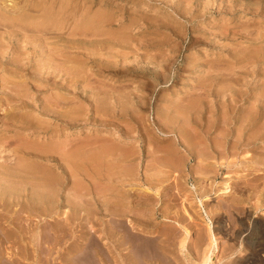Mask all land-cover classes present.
<instances>
[{
    "label": "rangeland",
    "instance_id": "374dc122",
    "mask_svg": "<svg viewBox=\"0 0 264 264\" xmlns=\"http://www.w3.org/2000/svg\"><path fill=\"white\" fill-rule=\"evenodd\" d=\"M0 1L4 7L18 4L19 10L27 9L25 16L32 15L35 20L30 18L28 23L38 25L45 17L49 18L45 27L52 31L41 35L38 30H29L27 35L20 27L23 24L0 29V51L3 54L0 81L4 79L0 83L4 85L0 86V141L4 139L5 144L0 152L6 151L2 156L11 169L20 162L24 167L23 186L19 190L21 202L13 203L9 196L1 199L3 194L0 193V264H135V260L137 264H203L205 253L210 249L213 250L210 252L211 264H264V139L258 141L264 135V0ZM46 12H51L54 17L46 16ZM12 15L16 17L19 13L13 12ZM45 27L40 30H46ZM18 29H23L20 35L25 37L14 46L10 36ZM73 32L84 34V37H73L70 41L87 49L86 58L76 52L65 53L62 58L51 57L53 62L57 61L52 67H71L81 77L64 76L54 70H51V76L32 75L47 64L44 63L47 60L45 55L55 48L54 42H64L69 38L67 34ZM42 42L48 47L45 53L42 52ZM15 55L21 57L26 69L16 74V78L10 67ZM214 75L219 77L217 83L216 79L215 83L210 80V77H216ZM212 82L215 85H211ZM202 85L208 90L204 87L205 91ZM60 95L68 100L59 102L62 106L56 101ZM201 96L203 100H199ZM90 99L93 102L86 105ZM105 101H109V106ZM101 102H105L106 107ZM184 102L194 103L191 110L195 111L190 110L191 103L190 112H187L188 107L183 109ZM73 107L82 108V116L86 117L77 119V122L66 121V124L57 120L61 111ZM198 107L203 113L197 110ZM49 108L53 111L52 116L56 113L55 120L52 116H45ZM173 109H177V115ZM186 112L189 116L183 118L181 114ZM256 115L260 116L257 127L253 126L251 131L240 135L242 120ZM178 116H181L180 120ZM184 126L186 136H192L188 137L192 141L189 143H194L189 146L194 150L197 147L196 153H192L193 150L183 141L186 138L180 135ZM223 142L227 145L226 157H216L213 152L215 156L204 157L209 161L202 160V152H206L208 144ZM237 142L238 152L232 151L231 147ZM23 143L24 147L37 146L42 151L56 146V150L66 153L78 149L84 158L79 153L74 157L66 154L67 163L71 160L78 166L65 167L66 171L61 172L57 162L62 164L64 159L61 160L60 156L50 164L41 163L43 160L30 162L28 158H22V154L19 160L13 157L11 151ZM115 149L118 152L115 153ZM171 150L175 153L172 154L173 161L167 155L169 151L171 155ZM176 151L180 158L176 157ZM104 153L113 156L106 158ZM121 153H127V158L121 159ZM116 158H120V165L114 163L118 162ZM166 158L167 162L164 161ZM82 160L84 165L87 164L84 167L79 165ZM90 160L98 161V167ZM227 188H231L228 193ZM56 195L59 196L57 199ZM126 226L128 232L133 234L132 231H136L133 236L139 237L143 245L153 247V253L142 258L134 256L124 236ZM160 248L162 250L158 251Z\"/></svg>",
    "mask_w": 264,
    "mask_h": 264
},
{
    "label": "bare ground",
    "instance_id": "6f19581e",
    "mask_svg": "<svg viewBox=\"0 0 264 264\" xmlns=\"http://www.w3.org/2000/svg\"><path fill=\"white\" fill-rule=\"evenodd\" d=\"M3 1V0H2ZM11 1V0H10ZM12 1H14V0H12ZM40 1V0H39ZM64 1V0H63ZM68 2V1H67ZM24 3V2H23ZM62 3V2H61ZM3 2H1L0 1V29L1 28H3V29H6L7 30V28H10L11 27V25L13 26V27H15L17 24H23L22 26H20L21 28H23L22 30H23V33L24 34H27V32H29V30L30 31H33V30H38L39 31V34H41V35H48L50 32H52V31H50V30H47L46 29V25H48L47 24V22L49 21V18L48 19H46V17H45V20H43V22H41V23H39L38 25H37V23H32V22H30V23H28V20H30V18L32 17V15H31V17L30 16H25L26 15V11H27V9L26 10H19V8L17 7V5L15 4L13 7H8V6H6V7H4L3 6ZM6 4V3H5ZM20 4V3H19ZM44 6V5H43ZM52 6H53V3H52ZM69 6V5H68ZM66 7V6H65ZM52 8V7H51ZM23 9V8H22ZM53 9V8H52ZM31 11V10H30ZM69 11V10H68ZM13 12L14 13H19V15L18 16H14V15H12L13 14ZM40 13H41V11H39ZM76 12V11H75ZM52 13L50 12V13H47L46 12V16L48 15H50L51 17H54V16H52L51 15ZM43 15V14H42ZM69 15V14H68ZM44 16H45V14H44ZM96 16V15H95ZM68 17V16H67ZM70 17V16H69ZM82 17V16H81ZM40 18V17H39ZM38 18V19H39ZM65 18V17H64ZM95 18V17H94ZM93 18V19H94ZM32 19V18H31ZM43 19V18H42ZM53 19V18H52ZM67 19V18H66ZM82 19V18H81ZM50 20H51V18H50ZM84 20V19H83ZM110 20V19H109ZM32 21H35L34 19H32ZM64 21H65V19H64ZM102 22V21H101ZM51 23V22H50ZM80 23V22H79ZM87 23V22H86ZM100 23V22H99ZM69 24V23H68ZM102 24V23H101ZM19 25H18V27H19ZM78 25V24H77ZM76 26V25H75ZM105 26H106V24H105ZM19 27V28H20ZM40 27H45V29L46 30H40ZM48 27V26H47ZM50 27V26H49ZM56 27V26H55ZM64 27V26H63ZM65 27H67V26H65ZM84 27V26H83ZM51 28V27H50ZM60 28V27H59ZM96 28V27H95ZM44 29V28H43ZM66 29V31H67V28H65ZM87 29V28H86ZM22 30H19L18 29V32L16 31L15 33H13L10 37V39L13 41L14 40V42H15V45L14 46H17V44H18V42L20 41L19 39L21 38V37H25V35L24 34H22V36L20 35L22 32ZM70 30V29H69ZM90 30V29H89ZM64 31V30H63ZM74 31V30H73ZM77 31H78V29H77ZM85 31V30H84ZM68 32V31H67ZM70 32V31H69ZM80 32V31H79ZM94 32V31H93ZM28 35V34H27ZM67 35H69V38L68 39H66V40H64V42L62 41H60L58 44L57 43H55L54 42V44H56L54 47V49H52V50H48V52H49V54H44L45 56H47V60H46V62H44V63H47L46 65L44 64V67L42 66L41 67V69H39L38 68V70L36 69L35 70V72H34V74H32V75H38L39 74V76H42V77H44L46 74L47 75H52L53 73L51 72V70H54V72L56 73V71H58V73L59 74H64V76H73L72 78H75L76 77V79H77V76L76 75H79V72L77 71V70H73V68H69L68 66V68L66 67H64V69L63 68H61V69H59V67L58 66H56L55 67V65L52 67V65L53 64H55V62H56V64H57V61L55 60V62H53L52 61V59H51V57H54V58H56V57H60V58H62V55L64 54V56H65V53H69V52H76V54L77 53H79L80 55V57H82L83 59L84 58H86V50L87 49H84V48H82L81 46H79V44H73V43H71V41H73V40H71L70 41V38H72L73 39V37L74 38H76V37H78V36H81V37H84V34L81 32V33H79L78 34V32H73L72 34L71 33H69V34H67ZM67 35H66V38H67ZM106 35V34H105ZM107 36V35H106ZM86 37V36H85ZM41 38H42V36H41ZM89 38V37H88ZM32 39V38H31ZM114 39V38H113ZM112 39V40H113ZM120 39V38H119ZM19 40V41H18ZM110 40V39H109ZM70 41V42H69ZM84 41V40H83ZM33 42V41H32ZM35 42V41H34ZM74 42V41H73ZM77 43V42H76ZM39 44V43H38ZM42 44H43V42H42ZM19 45V44H18ZM44 45V46H43ZM41 47L43 48L42 49V52L43 53H45V51L47 52V46H45V44H43ZM129 45V44H128ZM12 47H14L13 46V44L11 45ZM104 48V47H103ZM102 48V49H103ZM13 49V48H12ZM92 49V48H91ZM0 50H1V38H0ZM100 50V49H99ZM108 51V50H107ZM135 51V50H134ZM2 51H0V59L2 58V53H1ZM15 53L17 52V51H14ZM13 52V53H14ZM34 52V51H33ZM89 52V51H88ZM122 52V51H121ZM126 52V51H125ZM42 53V54H43ZM118 53V52H117ZM17 54V53H16ZM25 54V53H24ZM27 54V53H26ZM21 55V54H20ZM29 55V54H28ZM68 55H70V54H68ZM72 55V54H71ZM70 55V56H71ZM91 55V54H90ZM125 55V54H124ZM127 55V54H126ZM41 56V55H40ZM76 57L77 55H73V57ZM93 56V55H92ZM11 57V56H10ZM18 56H16L15 55V58H12L11 60H12V63H11V65H10V67L12 68V70L13 71H11V72H14V78H16V74H19V73H23L24 71H26V69H25V66H24V63L22 64V62L20 61L21 60V57H18ZM67 58H69V57H67ZM59 59V58H58ZM104 59V58H103ZM65 60V59H64ZM70 60V59H69ZM73 60V59H72ZM125 60V59H124ZM22 61H24V60H22ZM68 61V60H67ZM1 62V61H0ZM71 62V61H70ZM73 62V61H72ZM78 62V61H77ZM42 63V62H41ZM81 63V62H80ZM40 64V63H39ZM76 64V63H75ZM79 64V63H78ZM28 65V64H27ZM59 65V64H58ZM66 65V64H65ZM64 65V66H65ZM115 66V65H114ZM158 66V65H157ZM63 67V66H62ZM73 67V66H72ZM222 67V66H221ZM54 68V69H53ZM59 70H58V69ZM75 68V67H74ZM63 69V70H62ZM103 69V68H102ZM157 69V68H156ZM166 69V68H165ZM10 70V69H9ZM100 70V69H99ZM167 70V69H166ZM233 70V69H232ZM45 71V72H44ZM81 71V70H80ZM165 72V71H164ZM81 73V72H80ZM85 73V72H84ZM83 73V74H84ZM161 73V72H160ZM224 73V72H223ZM9 74V73H8ZM218 74V73H217ZM29 75H31V73L29 74ZM82 75V74H81ZM221 75V74H220ZM227 75V74H226ZM24 76V75H23ZM60 76V75H59ZM80 76V75H79ZM214 76H216V75H214ZM13 77V76H12ZM18 77V76H17ZM62 77V76H61ZM81 77V76H80ZM85 77V76H84ZM222 77V76H221ZM235 77V76H234ZM19 78V77H18ZM41 78V77H40ZM69 78V77H68ZM169 78V77H168ZM213 78V77H212ZM211 77H210V80H212V81H214V83H215V79H216V83H217V78H219L218 76H216V77H214L213 79H212ZM227 78H229V77H227ZM237 78V77H236ZM44 79H48V78H43V80ZM223 79V78H222ZM231 79V78H230ZM6 80V79H5ZM15 80V79H14ZM69 80V79H68ZM81 80V79H80ZM4 81V79L2 78L1 79V81H0V83L1 82H3ZM17 81H18V79H17ZM67 81V80H66ZM74 81V80H73ZM221 81V80H220ZM21 82H22V80H21ZM75 82V81H74ZM74 82H73V84H74ZM207 82V81H206ZM208 82H211V81H208ZM25 83V82H24ZM23 83V84H24ZM30 82L28 81V83H27V85L29 84ZM151 83V82H150ZM213 82L211 83V85L213 84V85H215ZM3 84V83H2ZM20 84H22V83H20ZM31 84V83H30ZM76 84V83H75ZM203 85L205 84V82L204 83H202ZM25 85V84H24ZM202 85V87H203V89H204V87L206 88V86H203ZM0 86H4V85H0ZM23 86V85H22ZM29 86V85H28ZM38 87H41V86H39V85H37ZM208 86H210V83H208ZM34 87H36V86H34ZM202 87H201V89H202ZM24 88V87H23ZM200 88V87H199ZM4 89H6V88H4ZM207 89V88H206ZM206 89H204L205 91H206ZM36 90V89H35ZM197 90H198V88H197ZM200 90V89H199ZM208 90V89H207ZM210 90V89H209ZM213 90V89H212ZM29 92H31V91H29ZM208 92V91H207ZM208 93H210V91L208 92ZM199 94H201V91L199 92ZM202 94H203V91H202ZM205 94H207V93H205ZM57 95V94H56ZM55 95V96H56ZM69 95L70 94H68V99H70L69 98ZM207 95H211V94H207ZM63 96V95H62ZM67 96V95H66ZM112 96V95H111ZM197 96V95H196ZM195 96V97H196ZM113 97V96H112ZM133 97V96H132ZM194 97V96H193ZM200 97V96H199ZM10 98V97H9ZM95 98V97H94ZM197 98V97H196ZM204 98V97H203ZM207 98V97H206ZM206 98H204L205 100H206ZM236 98V97H235ZM92 99V98H91ZM90 99V101H88V103H86V105H88L92 100ZM190 99V98H189ZM188 99V100H189ZM193 98H191L190 99V101H193L194 102V100H192ZM195 99V98H194ZM202 99V96H201V98H199V100H201ZM208 99V98H207ZM25 100V99H24ZM73 101H74V99H72ZM85 100V99H84ZM110 100V99H109ZM113 100V99H112ZM198 100V99H197ZM196 100V102L198 103V102H200V101H197ZM203 100V99H202ZM234 100V99H233ZM238 100V99H237ZM56 101L59 103V102H65V101H68L67 100V98H63V97H61V95L60 96H57L56 97ZM73 101L71 102V103H73ZM99 101V100H98ZM97 101V102H98ZM102 101V100H101ZM104 101V100H103ZM111 101V100H110ZM116 101V100H115ZM187 101V100H186ZM234 101H236V100H234ZM70 102V101H69ZM86 102V101H85ZM93 102V101H92ZM106 102V104H107V106H109L108 105V103H109V101H105ZM105 102H104V104H105ZM108 102V103H107ZM141 102V101H140ZM195 102V103H196ZM203 102V101H202ZM82 103H83V101H82ZM94 103H95V100H94ZM115 103V102H114ZM142 103H143V101H142ZM185 103V102H184ZM191 102H189V104H190ZM205 105H206V103H205V101L203 102ZM59 104H61V103H59ZM74 104V103H73ZM98 104V103H97ZM101 104H103V102H101ZM100 104V105H101ZM103 104V105H104ZM105 104V105H106ZM181 104V103H180ZM188 105V106H186V105ZM184 105H183V109H186V108H184V106L185 107H188L187 109V112H190L189 111V104H187V102L185 103ZM192 104V103H191ZM57 105V104H56ZM63 104H61L60 106H62ZM84 105V104H83ZM91 105H93V104H91ZM90 105V106H91ZM99 105V106H100ZM104 105V106H105ZM119 105V104H118ZM198 105H200V104H198ZM59 106V107H60ZM75 106H77V104L75 105ZM176 106V105H175ZM178 107L179 106H182V105H177ZM193 106L195 107V104L193 103L192 104V106L190 105V110L193 108ZM209 106V105H208ZM65 107V106H64ZM83 107V106H82ZM85 107V106H84ZM84 107H83V109H84ZM96 109H98L99 107H98V105H96ZM103 107V106H102ZM106 107V106H105ZM178 107H175V108H177L178 109ZM201 107V106H200ZM219 107V106H218ZM104 108V107H103ZM109 108V107H108ZM180 108V107H179ZM196 108H197V106H196ZM202 108V107H201ZM200 108V110H202ZM58 109V108H57ZM100 109V108H99ZM98 109V110H99ZM176 109V110H177ZM205 109H207V107L205 108ZM204 109V110H205ZM60 110H62V109H60ZM81 110H82V108L80 109V108H76V107H73V108H71V109H69L68 111H65V112H62L61 111V116L60 117H58V119L57 120H60V121H63V122H65V124H66V121L67 122H69L70 121V123L71 122H77V119H78V121H79V119L80 118H82V117H84V116H82V114H84V112L82 113L81 112ZM108 110V109H107ZM110 110V109H109ZM173 110H175V109H173ZM175 110V111H176ZM181 110H182V108H181ZM197 110H199V107H198V109ZM200 110H199V112H200ZM180 111V110H179ZM179 111H178V113H179ZM183 112H185L186 110H182ZM181 111V112H182ZM191 111H195V109L194 110H191ZM53 111L49 108V109H47L46 110V114H45V116H47V117H51L52 116V113ZM57 112V111H56ZM106 112V111H105ZM159 112V111H158ZM165 112V111H164ZM187 112H186V114L185 113H183V114H181L182 116H183V118H184V115H185V117L187 118V116H189V114H187ZM202 112V111H201ZM200 112V113H201ZM162 113V112H161ZM175 113V112H174ZM197 113V112H196ZM203 113V112H202ZM4 114V113H3ZM54 114L56 115V113L54 112ZM101 114V113H100ZM257 114V113H256ZM55 115H53V116H55ZM96 115V114H95ZM175 115H177V111H176V114ZM190 115H191V113H190ZM192 115H193V113H192ZM194 115H196V114H194ZM199 115H202V114H199ZM15 116H16V114H15ZM52 116V118L54 119V118H56V117H53ZM88 116V115H87ZM85 117H86V115H85ZM84 117V118H85ZM170 117V116H169ZM178 117H179V119H178ZM176 119H178V120H180V117L181 116H178ZM130 118V117H129ZM192 118H194L193 116H192ZM195 118H196V116H195ZM246 118V119H245ZM244 119V121L242 120V123L240 124V129H239V131H241L240 132V135H243V134H245V132H247L248 130L249 131H251V128L253 127V126H256L257 127V125H258V123H259V121H260V116L259 115H256V116H250V117H245ZM259 118V119H258ZM47 119V118H46ZM174 119V118H173ZM172 119V120H173ZM190 119V118H189ZM55 120V119H54ZM192 120V119H191ZM176 121V120H175ZM183 121V120H182ZM186 121V120H185ZM246 121V123H244ZM21 122V121H20ZM63 122H61V123H63ZM178 122V121H177ZM187 122V121H186ZM195 123H196V121H194ZM193 122V124H195ZM254 122H256V123H254ZM60 123V122H59ZM161 123V122H160ZM174 123V122H173ZM172 123V124H173ZM74 124V123H73ZM72 124V125H73ZM146 124V123H145ZM171 124V123H170ZM171 124V125H172ZM197 124V123H196ZM68 125V124H67ZM76 125V124H75ZM177 125V124H176ZM214 125V124H213ZM174 126H175V124H174ZM187 126V125H186ZM218 126V125H217ZM219 126H220V124H219ZM218 126V127H219ZM239 126V125H238ZM29 127H32L31 125H29ZM68 127H69V125H68ZM73 127V126H72ZM75 127V126H74ZM170 127V126H169ZM185 127V126H184ZM198 127H199V125H198ZM208 127H210V126H208ZM207 127V128H208ZM187 128H189V127H187ZM193 128H195V127H193ZM192 128V129H193ZM212 128H214V127H212ZM216 128V127H215ZM175 130H176V128H174ZM185 129H186V127L184 128V131L183 132H180V135H182L184 138H186V141L185 140H183V139H181V140H183L184 142H185V144L189 147V148H191L192 150V153L196 150V148H195V150L192 148V147H190L189 145H192V146H194V143H192V144H190L189 142L191 141V140H189V139H191V138H188L189 136H191V135H189V136H186L187 135V132L185 131ZM190 129V128H189ZM209 129V128H208ZM152 130V129H151ZM160 130H162V129H160ZM173 130V129H172ZM174 130V131H175ZM177 130H178V127H177ZM176 130V131H177ZM182 130V129H181ZM187 130V129H186ZM159 131V130H158ZM171 131V130H170ZM169 131V132H170ZM174 131H172L173 133H174ZM176 131H175V133H176ZM191 131V130H190ZM194 131H196V130H194ZM152 132V131H151ZM179 132V131H178ZM199 132V131H198ZM210 132V131H209ZM219 132V131H218ZM234 132V131H233ZM174 133V134H175ZM202 133V132H201ZM206 134H207V132H205ZM161 134V133H160ZM165 133H164V131H163V134L162 135H164ZM168 134V133H167ZM192 134V133H191ZM196 134H198V133H196ZM204 134V133H203ZM205 134V135H206ZM9 135V134H8ZM201 135V134H200ZM179 136V135H178ZM223 136V135H222ZM227 136V135H226ZM263 136V137H262ZM261 136V139L259 138L258 139V141H262L263 139H264V135H262ZM182 137V138H183ZM192 137V136H191ZM195 137V136H194ZM240 137V136H239ZM2 138V137H1ZM88 138V137H87ZM181 138V137H180ZM188 138V139H187ZM222 138V137H221ZM243 138V137H242ZM241 138V139H242ZM225 138H223L222 140H224ZM250 139V141H251V139H252V137H250L249 138ZM57 140V139H56ZM234 140V139H233ZM240 140V139H239ZM118 141V140H117ZM183 141H182V143H183ZM219 141H220V139H219ZM226 141V140H225ZM246 141H247V139H246ZM264 141V140H263ZM4 142V139H2L1 141H0V144L1 143H3ZM7 142V141H6ZM123 142V141H122ZM180 142V141H179ZM192 142V141H191ZM194 142V141H193ZM211 142V141H210ZM233 142V141H232ZM244 142H245V140H244ZM248 142V141H247ZM22 143V142H21ZM113 144H115V142H112ZM111 143V144H112ZM125 143V142H124ZM215 143H217V142H215ZM208 144L207 146H206V149L205 148H203V149H205L206 150V152L204 153V152H202V154H204L203 155V158H202V160H204L205 162H207V160L206 159H204V157L206 158V157H208L209 158V156H210V154L211 155H213L214 153L216 154V157H217V155L220 157H226V148H225V146L227 147V145H224L225 143L223 142V143H221V144ZM250 143V142H249ZM19 144V143H18ZM52 144V143H51ZM117 144V143H116ZM120 144V143H119ZM119 144L117 145V146H119ZM172 144V143H171ZM199 144H200V142H199ZM10 145V144H9ZM54 145V144H53ZM66 145V144H65ZM180 145H183V144H181L180 143ZM185 145V146H186ZM224 145V146H223ZM229 145V144H228ZM238 142L237 143H234L233 144V146L231 147V150L232 151H237L236 149L238 148ZM241 145V144H240ZM244 145H246V143L244 144ZM30 146V145H29ZM29 146H27V147H24V143L23 144H21V145H18L15 149H13L12 151H11V153H13V157H16V158H18L17 160H19V158H21V157H19L20 156V154H22L21 156H22V158L24 157V159L25 158H28V160H30V162H37V161H40V160H43V161H40L41 163L42 162H44L45 164H47V163H51V160H53L54 161V159L56 158V157H59L60 156V158H61V160L62 159H64V161H65V163H64V161H63V163L61 164V163H59V162H57L58 163V168H60V170H61V172H62V170L65 172L66 171V168L65 167H68V168H72L73 166H78V164H76V162H71V160H69V162L67 163V159H66V157H67V155L66 154H68V153H66L65 151H58V150H56V147H52V148H48V149H44L43 151L41 150V149H38L39 147H35L34 148V146L32 147V145H31V147H29ZM52 146V145H51ZM83 146H85V145H83ZM98 146V145H97ZM105 146H107L106 144H105ZM121 146V145H120ZM176 146V145H175ZM178 146V145H177ZM243 146V145H242ZM5 147V144L3 143L2 144V146L0 147V149H2V148H4ZM70 147V146H69ZM82 147V146H81ZM89 147V146H88ZM87 147V148H88ZM91 147V146H90ZM89 147V148H90ZM113 147H116V146H113ZM111 148V149H114V148ZM183 147H184V145H183ZM182 147V148H183ZM241 147V146H240ZM10 148V147H9ZM46 148V147H45ZM59 148V147H58ZM65 148H67L68 149V147H65ZM86 148V149H87ZM92 148V147H91ZM117 148V147H116ZM118 148H120V147H118ZM186 148V147H185ZM188 148V149H189ZM63 149V148H62ZM80 149V148H79ZM122 149V148H121ZM187 149V148H186ZM198 149H199V147H198ZM82 150V149H81ZM84 150H85V148H84ZM88 150H90V149H88ZM95 151H96V148L94 149ZM99 150V149H98ZM107 150H109V149H107ZM178 150V149H177ZM185 150V149H184ZM239 150H240V148H239ZM4 151L5 150H3V151H1L0 152V189H1V191L2 192H0L1 194H3V195H1L2 197H1V199L2 198H4L5 196H9V198H10V200H13V203H17L18 201H20V199H21V196H20V189L22 188L21 187V185L23 186V182H22V171H23V169H24V167L21 165L22 164V162H20V163H16V165L14 166V168H10V167H8V165H7V161L6 160H4V158H5V156H2L3 155V153H4ZM75 151V150H74ZM78 151V149L73 153V152H71V153H69L68 155H70V156H73L74 157V155H76L77 153H79V151ZM112 150H110V152H111ZM116 151V149L114 150V152ZM120 151V150H119ZM128 151V150H127ZM130 151V150H129ZM191 151H188V152H191ZM6 152V151H5ZM85 155L87 154V150H85ZM116 152H118V151H116ZM115 152V153H116ZM123 152V151H122ZM131 152V151H130ZM139 152H141V151H139ZM158 152V151H157ZM170 152V151H169ZM168 152V153H169ZM177 152V151H176ZM198 152V151H197ZM214 152V153H213ZM229 153H230V151H228ZM238 152V151H237ZM73 153V154H72ZM88 153H89V151H88ZM94 153V152H93ZM99 153V152H98ZM113 153V152H112ZM129 153V152H128ZM135 153V152H134ZM138 153V152H137ZM164 153H165V151H164ZM166 153H167V151H166ZM167 153V155L168 156H170L169 158L171 159V158H173L174 156L172 155V154H175V153H172V150H171V155H169ZM195 153H196V151H195ZM195 153L193 154V156L195 155ZM234 153V152H233ZM236 153V152H235ZM234 153V154H235ZM80 154V153H79ZM104 154H106V158L107 157H109L110 155H111V153L107 156V153H104ZM132 154V153H131ZM157 154V153H156ZM161 154V153H160ZM163 154V153H162ZM177 155H176V157H179L178 156V152L176 153ZM247 154V153H246ZM26 155H28V156H26ZM78 155V154H77ZM81 155V154H80ZM139 155V154H138ZM158 155H159V152H158ZM190 155H191V153H190ZM198 155H199V153H198ZM232 155V154H231ZM62 156V157H61ZM112 156H113V154H112ZM112 156H110V157H112ZM115 156V155H114ZM127 153H121L120 154V156L119 157H121V159H126L127 158ZM133 156H135V155H133ZM172 156V157H171ZM181 156V155H180ZM200 156H201V154H200ZM213 156H215V155H213ZM80 157H83L82 155L80 156ZM87 157H89L90 159L91 158H93L92 156H87ZM100 157V156H99ZM105 157V156H104ZM130 158H131V156H129ZM137 157V156H136ZM139 158H140V155L138 156ZM165 157V156H164ZM167 157V156H166ZM195 157H196V155H195ZM199 157V156H198ZM211 157V156H210ZM9 158V157H8ZM68 158V157H67ZM84 158V157H83ZM129 158V159H130ZM168 158V157H167ZM167 158L164 160L165 162H167L166 160H167ZM168 158V159H169ZM180 158V157H179ZM201 157H199V159H200ZM222 158H219V159H222ZM228 158V157H227ZM230 158H231V156H230ZM260 158V157H259ZM6 159V158H5ZM14 159V158H13ZM66 159V160H65ZM72 159H74V158H72ZM77 159H78V157H77ZM111 159V158H110ZM114 159V158H113ZM112 159V161L114 162V160ZM118 158H116V160H117ZM120 159V158H119ZM119 159H118V162L117 161H115L114 163L116 164H119ZM141 159V158H140ZM169 159V160H170ZM174 159V158H173ZM178 159V158H177ZM198 159V158H197ZM211 159V158H210ZM225 159V158H224ZM229 159V158H228ZM12 160V159H11ZM16 160V159H15ZM37 160V161H36ZM57 160V159H56ZM75 160V159H74ZM78 160H81V159H78ZM85 160V159H84ZM84 160H82V163H79V165L80 166H82V167H84V166H86V165H84ZM107 160H109V159H107ZM131 160V159H130ZM129 160V161H130ZM186 160V159H185ZM201 159H200V161H202ZM214 160V159H213ZM14 161V160H13ZM27 161V160H26ZM58 161V160H57ZM91 161V163L93 164V165H96V167H98L97 166V164L96 163H98V161L96 162V163H94V162H92V160H90ZM103 161V160H102ZM123 161V160H122ZM126 161V160H125ZM133 160H131V162H132ZM163 161V162H164ZM171 161H173L172 159H171ZM175 161H176V159H175ZM175 161H174V163H171L172 164V166L175 164ZM209 161V160H208ZM229 161V160H228ZM11 162V161H10ZM29 162V161H28ZM84 162V163H83ZM113 162H111V164L113 163ZM126 162H128V161H126ZM156 162V161H155ZM158 162V161H157ZM170 162V161H169ZM210 162H212V161H210ZM226 162V161H225ZM264 162V161H263ZM9 163V162H8ZM78 163V162H77ZM91 163H89V164H91ZM103 163V162H102ZM105 163V162H104ZM114 163L112 164V167L114 166ZM159 163V162H158ZM202 163H204V162H202ZM229 163V162H228ZM231 163V162H230ZM28 164V163H27ZM99 164V163H98ZM107 164V163H106ZM105 164V165H106ZM125 164V163H124ZM131 164V163H130ZM140 164V163H139ZM160 164V163H159ZM176 164H178V163H176ZM208 164V163H207ZM26 165V164H25ZM104 165V164H103ZM120 165V164H119ZM168 165L170 166V164L168 163ZM168 165H166V166H168ZM181 165V164H180ZM202 165V164H201ZM52 166V165H51ZM110 166V165H109ZM122 166V165H121ZM157 166H158V164H157ZM160 166V165H159ZM162 166H164V164H162ZM177 166V165H176ZM175 166V168L174 169H176L177 167ZM200 166V165H199ZM13 167V166H12ZM29 167V166H28ZM36 167V166H35ZM56 167V166H55ZM87 167H89V166H87ZM105 167V166H104ZM103 167V168H104ZM120 167V166H119ZM161 167V166H160ZM165 167V166H164ZM202 167V166H201ZM207 167V166H206ZM34 168V167H33ZM57 168V167H56ZM77 168V167H76ZM86 168V167H85ZM103 168H102V170H103ZM110 168V167H109ZM108 168V169H109ZM115 168V167H114ZM131 168V167H130ZM155 168V170H156V166L154 167ZM154 168H152V169H154ZM167 168H169V167H167ZM26 169V168H25ZM36 169V168H35ZM44 169V168H43ZM104 169H106V168H104ZM112 169V168H111ZM158 169V168H157ZM161 169H162V167H161ZM164 169V168H163ZM162 169V170H163ZM174 169H170V170H174ZM255 169V168H254ZM82 170H84V169H82ZM100 170V169H99ZM107 170V169H106ZM138 170V169H137ZM168 170V169H167ZM203 170V169H202ZM120 171V170H119ZM160 171V170H159ZM35 172V171H34ZM52 172V171H51ZM162 172V171H161ZM173 172V171H172ZM205 172H206V169H205ZM207 172H208V170H207ZM111 173V172H110ZM32 174V173H31ZM36 174H37V172H36ZM51 174V173H50ZM49 174V175H50ZM157 174V173H156ZM34 175V174H33ZM113 175V174H112ZM159 176V175H158ZM183 176V175H182ZM48 178V177H47ZM162 178V177H161ZM256 178V177H255ZM24 179V178H23ZM106 179V178H105ZM146 179V178H145ZM152 179V178H151ZM137 180H138V178H137ZM154 180H155V178H154ZM161 180V179H160ZM163 180V179H162ZM140 181V180H139ZM148 181H150V180H148ZM159 181V180H158ZM34 182V181H33ZM42 182V181H41ZM40 182V183H41ZM45 182V181H44ZM53 182V181H52ZM26 183V182H25ZM24 183V184H25ZM30 183V181L28 182V184ZM153 183V182H152ZM243 183V182H242ZM31 184V183H30ZM49 184V183H48ZM47 184V185H48ZM113 184V183H112ZM5 185H6V187H5ZM9 187H8V186ZM11 185L13 186V187H11ZM27 185V184H26ZM134 185V184H133ZM31 186V185H30ZM44 186H46L45 184H44ZM44 186H43V188H44ZM49 186V185H48ZM52 186H53V184H52ZM145 186V185H144ZM229 186V185H228ZM232 186V185H231ZM241 186V185H240ZM50 187V186H49ZM109 187V186H108ZM142 187V186H141ZM146 187V186H145ZM149 187H150V185H149ZM163 187V186H162ZM230 187V186H229ZM19 188V189H18ZM152 188V187H151ZM56 189V188H55ZM153 189V188H152ZM157 189V188H156ZM197 189V188H196ZM228 189H231V188H227L226 189V191H227V193H228ZM49 190H50V188H49ZM105 190V189H104ZM145 190H147V189H145ZM149 190V189H148ZM147 190V191H148ZM78 191V190H77ZM130 191V190H129ZM135 191V190H134ZM146 191V192H147ZM157 191V190H156ZM164 191V190H163ZM133 192V191H132ZM137 192V191H136ZM46 193V192H45ZM55 193V192H54ZM140 193V192H139ZM138 193V194H139ZM149 193V192H148ZM157 193V192H156ZM159 193H161L160 191H159ZM226 193V192H225ZM230 193H231V191H230ZM58 194V193H57ZM142 194V193H141ZM146 194V193H145ZM109 195V194H108ZM35 196V195H34ZM57 197L55 198V199H57L59 196L58 195H56ZM84 196V195H83ZM111 196V195H110ZM148 196H150V195H148ZM162 196V195H161ZM244 196V195H243ZM229 197V196H228ZM235 197V196H234ZM79 198V197H78ZM85 198V197H84ZM110 198V197H109ZM123 198V197H122ZM138 198V197H137ZM145 198V197H144ZM155 198V197H154ZM160 198V197H159ZM165 198V197H164ZM125 199V198H124ZM126 199H127V197H126ZM132 199V198H131ZM143 199V198H142ZM147 199V198H146ZM241 199H242V197H241ZM241 199H239V201L241 200ZM75 200V199H74ZM120 200V199H119ZM144 200V199H143ZM228 200V199H227ZM41 201V200H40ZM77 201V200H76ZM101 201V200H100ZM122 201V200H121ZM126 201V200H125ZM131 201V200H130ZM133 201V200H132ZM230 201V200H229ZM235 202H236V200H234ZM0 202H2V201H0ZM21 202V201H20ZM85 202V201H84ZM113 202V201H112ZM145 202V201H144ZM234 202V203H235ZM238 202V201H237ZM236 202V203H237ZM83 203V202H82ZM104 203V202H103ZM106 203V202H105ZM119 203H120V201H119ZM139 203V202H138ZM141 203V202H140ZM2 204V203H1ZM169 204V203H168ZM239 204V203H238ZM250 204V203H249ZM136 205H137V203H136ZM113 206V205H112ZM120 206V205H119ZM237 206V205H236ZM87 207V206H86ZM102 207V206H101ZM121 207V206H120ZM144 207V206H143ZM142 207V208H143ZM5 208V207H4ZM76 208V207H75ZM108 208V207H107ZM116 208H117V206H116ZM115 208V209H116ZM235 209V208H234ZM76 210V209H75ZM77 210H78V208H77ZM77 210H76V213H78L77 212ZM80 210H82V208H80ZM104 210V209H103ZM105 210H106V208H105ZM108 210H109V208H108ZM138 210V209H137ZM141 210V209H140ZM162 210V209H161ZM126 211H127V209H126ZM129 211V210H128ZM136 211V210H135ZM166 211V210H165ZM83 212V211H82ZM81 212V213H82ZM144 212H145V210H144ZM75 213V214H76ZM109 213V212H108ZM113 213V212H112ZM120 213H122V212H120ZM131 213H132V211H131ZM147 213V212H146ZM85 214V213H84ZM165 214V213H164ZM32 215H34V214H32ZM111 215V214H110ZM115 215V214H114ZM136 215V214H135ZM166 215V214H165ZM76 216V215H75ZM80 216H82V215H80ZM117 216V215H116ZM120 216V215H119ZM125 217V214H123L122 215V217ZM141 216V215H140ZM250 216V215H249ZM107 217V216H106ZM129 217V216H128ZM136 217V216H135ZM147 217H148V215H147ZM35 218V217H34ZM121 218V217H120ZM149 218V217H148ZM165 218V217H164ZM115 219V218H114ZM117 219H118V217H117ZM131 219V218H130ZM121 220H124V219H121ZM132 220V219H131ZM143 220H145V219H143ZM147 220V219H146ZM149 220V219H148ZM152 220V219H151ZM114 221V220H113ZM113 221H112V223H113ZM120 221V220H119ZM126 221V220H125ZM137 221H139V220H137ZM176 221V220H175ZM117 222V221H116ZM132 222H135V221H132ZM146 222V221H145ZM145 222H143V223H145ZM105 224V223H104ZM107 224V223H106ZM110 224V223H109ZM125 224H126V222H125ZM140 224V223H139ZM146 224H148L147 226H149V223H146ZM153 223H151V225H152ZM137 225V224H136ZM113 226V225H112ZM117 226V225H116ZM115 226V227H116ZM130 225L128 224V227H129ZM133 225L131 224V227H132ZM142 226V225H141ZM157 226V225H156ZM229 226V225H228ZM114 227V226H113ZM127 226H126V228H125V230H123L124 232H125V239H127L126 241H127V243L131 246H129L130 248H131V250H129V251H132L135 255L134 256H136V255H138V256H140L141 258L142 257H147V256H149V254L150 253H153V247H150V245L148 246V245H143V243H142V241H141V239L139 238V237H137V236H133V234L136 232V231H132V232H134L133 234L131 233V231L130 232H128V230H126L127 228H128ZM174 227V226H173ZM111 228V227H110ZM142 228V227H141ZM113 229V228H112ZM135 229V228H134ZM139 229V228H138ZM103 230V229H102ZM108 230V229H107ZM130 230V229H129ZM131 230H133V228H131ZM148 230V229H147ZM5 231V230H4ZM107 232V231H106ZM111 232V231H110ZM118 232H119V230H118ZM117 232V233H118ZM122 232V231H121ZM140 232H141V230H140ZM142 232H143V230H142ZM171 232V231H170ZM123 233V232H122ZM121 233V234H122ZM172 233V232H171ZM6 234V233H5ZM119 234V233H118ZM118 234H116V235H118ZM120 234V235H121ZM141 233H138V235H140ZM144 234H145V232H144ZM149 234V233H148ZM154 234V233H153ZM104 235H106L105 233H104ZM103 235V236H104ZM146 235V234H145ZM144 235V236H145ZM262 235V234H261ZM110 235H108V237H109ZM113 236V235H112ZM168 236V235H167ZM113 237H115V236H113ZM117 237H119L120 238V236H117ZM151 236H149V238H150ZM153 237V236H152ZM157 237V236H156ZM161 237V236H160ZM216 237V236H215ZM106 238V237H105ZM112 238V237H111ZM144 238H146V236L144 237ZM159 238V237H158ZM219 238V237H218ZM4 239V238H3ZM118 239V238H117ZM116 239V240H117ZM121 239H122V237H121ZM154 239V238H153ZM159 239H161V238H159ZM200 239V238H199ZM100 240H101V238H100ZM109 240V239H108ZM123 240V239H122ZM171 240V239H170ZM173 240V239H172ZM178 240V239H177ZM211 240H213V239H211ZM11 241H13V240H11ZM36 241H38V240H36ZM85 241V240H84ZM119 241V240H118ZM125 241V240H124ZM197 241V240H196ZM215 241V240H214ZM217 241V240H216ZM103 242V241H102ZM110 242H112L111 240H110ZM109 242V243H110ZM148 242V241H147ZM146 242V243H147ZM166 242V241H165ZM170 242V241H169ZM173 242V241H172ZM200 242V241H199ZM8 243V242H7ZM38 243V242H37ZM92 243V242H91ZM104 243V242H103ZM106 243H108V242H106ZM117 243V242H116ZM167 243V242H166ZM175 243V242H174ZM173 243V244H174ZM202 243V242H201ZM213 243V242H212ZM118 244V243H117ZM171 244V243H170ZM176 244V243H175ZM184 244V243H183ZM35 245V244H34ZM80 245H83V244H80ZM87 245V244H86ZM110 245V244H109ZM108 245V246H109ZM120 245H121V243H120ZM123 245V244H122ZM121 245V246H122ZM153 245V244H152ZM177 245V244H176ZM43 246V245H42ZM120 246V247H121ZM154 246V245H153ZM157 246V245H156ZM160 246H161V244H160ZM180 246H181V244H180ZM184 246V245H183ZM182 246V247H183ZM82 247V246H81ZM84 247V246H83ZM117 247V246H116ZM119 247V250L121 249ZM126 247V246H125ZM125 247H124V249H125ZM128 247V248H129ZM162 247V246H161ZM176 247V246H175ZM185 247V246H184ZM199 247V246H198ZM197 247V248H198ZM213 247V246H212ZM211 246H210V248H212ZM38 248V247H37ZM102 248V247H101ZM129 248V249H130ZM163 248V247H162ZM162 248H160V250H158V251H161L162 250ZM11 249V248H10ZM82 249V248H81ZM91 249V248H90ZM95 249H96V247H95ZM118 249V248H117ZM123 249V248H122ZM155 249H158V248H155ZM154 249V250H155ZM12 250V249H11ZM75 250V249H74ZM96 250H98V249H96ZM111 249H109V251H110ZM113 250V249H112ZM126 250V249H125ZM164 250V249H163ZM173 250V249H172ZM181 250V249H180ZM192 250V249H191ZM190 250V251H191ZM82 251V250H81ZM83 251H84V249H83ZM87 251V250H86ZM91 251V250H90ZM95 251V250H94ZM106 251V250H105ZM115 251V250H114ZM128 251V252H129ZM213 251V250H212ZM211 251V249L207 252V254L205 253V258H204V261H203V264H211V259H212V254H211V256H210V252H212ZM155 252V251H154ZM182 252V251H181ZM83 253V252H82ZM90 253H92V252H90ZM156 253V252H155ZM159 253V252H158ZM157 253V254H158ZM1 254V253H0ZM73 254V253H72ZM98 254H100V253H98ZM122 254V253H121ZM131 254V253H130ZM129 253H128V255H130ZM163 254V252H161V255ZM44 255V254H43ZM95 255V254H94ZM101 255H103V254H101ZM110 255V254H109ZM127 255V256H128ZM154 255V254H153ZM161 255H160V257H161ZM165 255V254H164ZM13 256V255H12ZM112 256V255H111ZM132 256V255H131ZM133 256V257H134ZM152 256V255H151ZM168 256V255H167ZM3 257V256H2ZM5 257V256H4ZM102 257V256H101ZM110 257V256H109ZM123 256H121V258H122ZM129 257V256H128ZM154 257V256H153ZM156 257H157V255H156ZM169 257V256H168ZM83 258H84V256H83ZM98 258V257H97ZM103 258V257H102ZM101 258V260H104V259H102ZM112 258V257H111ZM110 258V259H111ZM117 258V257H116ZM165 258L167 259V257L165 256ZM170 258H171V256H170ZM9 259V258H8ZM36 259H37V257H36ZM69 259V258H68ZM80 259V258H79ZM82 259V258H81ZM154 259H155V257H154ZM164 259V258H163ZM1 260V259H0ZM22 260V259H21ZM29 260V259H28ZM85 260H87V259H84V261ZM89 260H90V258H89ZM98 260V259H97ZM101 260H100V262H101ZM125 260H126V258H125ZM125 260H124V262H125ZM129 261H130V258L128 259ZM138 260V259H137ZM161 260V259H160ZM171 260V259H170ZM174 260V259H173ZM15 261V260H14ZM26 261V260H25ZM91 261V260H90ZM93 261V260H92ZM96 261V260H95ZM132 261V260H131ZM157 261V260H156ZM172 261V260H171ZM19 262V261H18ZM39 262V261H38ZM76 262H78V261H76ZM81 262V261H80ZM103 262V261H102ZM101 262V263H102ZM105 262V261H104ZM123 262V261H122ZM123 262V263H124ZM144 262V261H143ZM151 262V261H150ZM178 262V261H177ZM14 263V262H13ZM12 263V264H13ZM17 263V262H16ZM23 263V262H22ZM92 263V262H91ZM125 263H127V262H125ZM133 264H134V262H132ZM145 263V262H144ZM146 263H149V262H146ZM145 263V264H146ZM157 263V262H156ZM162 263V262H161ZM174 263V262H173ZM214 263V262H213ZM77 264V263H76ZM104 264V263H103ZM122 264V263H121ZM129 264V263H128ZM130 264H131V262H130ZM135 264H137L136 263V260H135ZM139 264V263H138ZM150 264V263H149ZM169 264V263H168ZM172 264V263H171Z\"/></svg>",
    "mask_w": 264,
    "mask_h": 264
}]
</instances>
